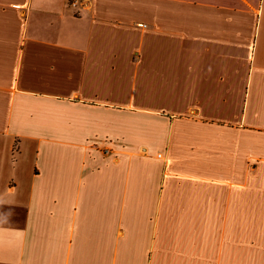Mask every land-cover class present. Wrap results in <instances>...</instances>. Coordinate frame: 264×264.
I'll use <instances>...</instances> for the list:
<instances>
[{"label": "crops", "instance_id": "obj_1", "mask_svg": "<svg viewBox=\"0 0 264 264\" xmlns=\"http://www.w3.org/2000/svg\"><path fill=\"white\" fill-rule=\"evenodd\" d=\"M0 0V264H264V0Z\"/></svg>", "mask_w": 264, "mask_h": 264}, {"label": "built area", "instance_id": "obj_2", "mask_svg": "<svg viewBox=\"0 0 264 264\" xmlns=\"http://www.w3.org/2000/svg\"><path fill=\"white\" fill-rule=\"evenodd\" d=\"M69 3L74 8L84 7L87 5V0H69Z\"/></svg>", "mask_w": 264, "mask_h": 264}]
</instances>
